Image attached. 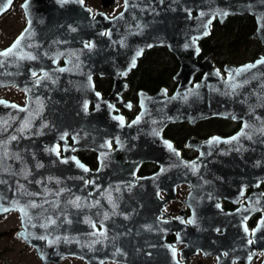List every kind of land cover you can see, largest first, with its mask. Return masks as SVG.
<instances>
[{"label": "flooded vegetation", "instance_id": "flooded-vegetation-1", "mask_svg": "<svg viewBox=\"0 0 264 264\" xmlns=\"http://www.w3.org/2000/svg\"><path fill=\"white\" fill-rule=\"evenodd\" d=\"M82 1L91 17L98 11L113 17L124 2ZM66 5L50 13L47 4L33 3L26 11L24 0H12L0 14V49L11 46L10 68L22 76L20 85L0 87V100L26 107L27 118L45 123L51 141L43 145L55 146L62 169L93 172L102 160L109 178L58 180L76 188L55 196L61 201L52 220L37 221L44 226L36 230L39 239L29 235L30 222L18 210L0 213V220L11 214L19 220V226L0 230V264H29V254L35 256L31 264H264V118L236 113L171 121L138 134L135 149L143 156L134 159L138 164L127 163L115 153L109 118L131 123L141 111L142 92L172 95L179 61L166 46H154L126 76L94 74L95 91L76 85V41L81 48L90 41L86 14L75 3ZM51 15L54 22L46 25ZM29 28L32 33L13 48ZM211 30L198 42L196 58L209 57L223 78L231 71L226 67L264 57L253 36L256 22L250 35L212 36ZM99 143L107 146L102 159ZM208 154L215 162L193 163ZM33 241L49 243L55 253L39 255Z\"/></svg>", "mask_w": 264, "mask_h": 264}, {"label": "water", "instance_id": "water-1", "mask_svg": "<svg viewBox=\"0 0 264 264\" xmlns=\"http://www.w3.org/2000/svg\"><path fill=\"white\" fill-rule=\"evenodd\" d=\"M11 2L0 0V14ZM33 3L47 4L45 11L50 13L65 11L66 4L75 3L76 11L86 14L90 44L81 48L76 41L74 52L78 62L73 74L76 85L83 82L89 90L95 91L94 74L112 75L116 80L126 76L143 52L154 46H166L178 59L179 69L174 78L179 85L172 95H167L165 90L155 94L142 92L141 111L131 123L125 125L121 118H109V137L118 143L115 153L127 163L138 164L139 160L134 159L143 156L135 149L138 134L143 137L146 130H159L171 121L231 117L236 113L242 115L241 118H264V62H261L264 57L237 68L226 67L231 69L226 78L220 75L209 57L201 61L196 58L200 52L198 42L209 35L213 21L223 24L234 15L248 14L255 19L253 36L264 46V0H124L122 10L113 17L103 11L91 17V11L83 6L82 0H24L28 6L26 11L32 10L29 4ZM114 3L115 0H103L104 6ZM52 21L54 15L43 22L51 25ZM31 33L30 28L25 30L14 44L20 45L24 35ZM10 48L0 49V53ZM9 59L10 53L0 55V87L21 82L22 76L11 70ZM200 71L203 72L201 77L194 80ZM0 101L4 102L0 103V213L18 210L22 219L30 222L29 235L39 239L36 230L38 225H43L37 221L52 220L51 215L58 209L55 206L61 201L55 196L64 189L76 188L58 180L109 178V171L102 160L93 172L74 167L62 169L55 146L43 145L44 140L51 141L47 138L45 123L40 118H27L30 114L26 107ZM104 126L103 122L102 128ZM104 147L107 146L99 143L96 148L101 159L107 154ZM197 162L213 163L215 159L208 154L193 163ZM64 193L74 194L73 191ZM29 243L36 246L41 256L55 253V247L49 243Z\"/></svg>", "mask_w": 264, "mask_h": 264}, {"label": "trees", "instance_id": "trees-1", "mask_svg": "<svg viewBox=\"0 0 264 264\" xmlns=\"http://www.w3.org/2000/svg\"><path fill=\"white\" fill-rule=\"evenodd\" d=\"M255 22L254 19L251 16L248 15H241V16H233L230 17L225 24L219 25L215 23L211 30L212 36H218V35H229V36H236V35H250L252 31L254 30ZM227 41V40H224ZM210 42H221L223 43V40H210ZM216 50L217 52L220 51V49L211 48L209 51ZM217 55H219L217 53ZM226 55V54H225Z\"/></svg>", "mask_w": 264, "mask_h": 264}, {"label": "rangeland", "instance_id": "rangeland-1", "mask_svg": "<svg viewBox=\"0 0 264 264\" xmlns=\"http://www.w3.org/2000/svg\"><path fill=\"white\" fill-rule=\"evenodd\" d=\"M92 2L94 3V5H97V2H99V0H92ZM19 226V220L18 217L15 214H11L6 216V218H3L0 220V230H8L10 228H14ZM13 258H16V256L13 254L12 256ZM34 258H32L31 254L28 255V259H29V264H31V259H35V256L33 255Z\"/></svg>", "mask_w": 264, "mask_h": 264}, {"label": "snow or ice", "instance_id": "snow-or-ice-1", "mask_svg": "<svg viewBox=\"0 0 264 264\" xmlns=\"http://www.w3.org/2000/svg\"><path fill=\"white\" fill-rule=\"evenodd\" d=\"M19 43V40L17 41V44ZM14 47H16V45L14 44L13 45V48ZM12 51V49L10 48V49H8L6 52H4V53H0V55H4V56H6V55H8L10 52ZM261 62H264V61H261ZM0 103H4L3 101H0ZM169 147H171V145H169ZM5 211H7V209H5Z\"/></svg>", "mask_w": 264, "mask_h": 264}]
</instances>
